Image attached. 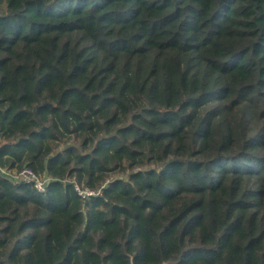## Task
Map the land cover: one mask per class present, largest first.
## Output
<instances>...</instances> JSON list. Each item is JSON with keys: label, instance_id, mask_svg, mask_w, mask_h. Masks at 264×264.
I'll return each instance as SVG.
<instances>
[{"label": "trees", "instance_id": "16d2710c", "mask_svg": "<svg viewBox=\"0 0 264 264\" xmlns=\"http://www.w3.org/2000/svg\"><path fill=\"white\" fill-rule=\"evenodd\" d=\"M0 264H264V0H0Z\"/></svg>", "mask_w": 264, "mask_h": 264}, {"label": "built area", "instance_id": "2783aa9c", "mask_svg": "<svg viewBox=\"0 0 264 264\" xmlns=\"http://www.w3.org/2000/svg\"><path fill=\"white\" fill-rule=\"evenodd\" d=\"M15 176L17 178H21L26 183H32L34 185V187L37 188L41 192L45 190V181L46 180L39 177L37 175V173L29 167L23 168ZM75 188L82 197H88V196L96 193L94 190H91L88 187L82 188L78 184H75ZM99 192H100V190L97 191V193H99Z\"/></svg>", "mask_w": 264, "mask_h": 264}, {"label": "rangeland", "instance_id": "374dc122", "mask_svg": "<svg viewBox=\"0 0 264 264\" xmlns=\"http://www.w3.org/2000/svg\"><path fill=\"white\" fill-rule=\"evenodd\" d=\"M72 41L76 43H81V44H88V39H86L82 34H74L72 36ZM247 107L243 109H238L236 110L232 116L231 119L235 122L238 121V119L242 118L244 116V113L247 111ZM245 110V111H244ZM240 152V148L237 147L235 150V154H238ZM232 164V163H231ZM120 176H125L124 174H119ZM118 176V175H117Z\"/></svg>", "mask_w": 264, "mask_h": 264}]
</instances>
